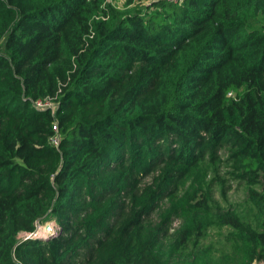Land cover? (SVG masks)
<instances>
[{"label":"trees","instance_id":"1","mask_svg":"<svg viewBox=\"0 0 264 264\" xmlns=\"http://www.w3.org/2000/svg\"><path fill=\"white\" fill-rule=\"evenodd\" d=\"M115 1L0 0V264H264V0Z\"/></svg>","mask_w":264,"mask_h":264},{"label":"rangeland","instance_id":"2","mask_svg":"<svg viewBox=\"0 0 264 264\" xmlns=\"http://www.w3.org/2000/svg\"><path fill=\"white\" fill-rule=\"evenodd\" d=\"M115 2L118 3V4H121V3L123 2V0H116ZM233 193H234V192H233ZM234 198L237 199V200H238V199H243V193L238 192V193L235 195ZM49 223H51V225H53V228H54V229H52V230H48V231L45 233V235H41L40 233H39L40 235L37 234L38 231H41V229H43V227H44L45 225L49 224ZM59 228H60V227H59L58 223H56L55 219H50V220H48L47 222L40 224V225L38 226V228H37V231H36L35 233H33L32 235H31V234H27V235H26V233H22V234H21V237L26 236L25 238H29V237H36V236H37V237H41V238H43V237L49 235V231H50V232H53V230L58 231Z\"/></svg>","mask_w":264,"mask_h":264},{"label":"built area","instance_id":"3","mask_svg":"<svg viewBox=\"0 0 264 264\" xmlns=\"http://www.w3.org/2000/svg\"><path fill=\"white\" fill-rule=\"evenodd\" d=\"M171 1H179V0H171ZM51 104H50V102H48V101H46V102H42V101H37V106L38 107H40V108H44L45 106H50ZM53 142L55 143V144H58V137L57 136H55L54 138H53ZM33 234V233H32ZM31 234V235H32Z\"/></svg>","mask_w":264,"mask_h":264},{"label":"bare ground","instance_id":"4","mask_svg":"<svg viewBox=\"0 0 264 264\" xmlns=\"http://www.w3.org/2000/svg\"><path fill=\"white\" fill-rule=\"evenodd\" d=\"M52 229H54L53 228V225H51V223H49V224H47V225H45L44 227H43V229H41V231H38L37 232V234H41V235H45V233L48 231V230H52ZM39 234V235H40Z\"/></svg>","mask_w":264,"mask_h":264},{"label":"crops","instance_id":"5","mask_svg":"<svg viewBox=\"0 0 264 264\" xmlns=\"http://www.w3.org/2000/svg\"><path fill=\"white\" fill-rule=\"evenodd\" d=\"M256 264H263L262 262H257Z\"/></svg>","mask_w":264,"mask_h":264},{"label":"clouds","instance_id":"6","mask_svg":"<svg viewBox=\"0 0 264 264\" xmlns=\"http://www.w3.org/2000/svg\"><path fill=\"white\" fill-rule=\"evenodd\" d=\"M53 231H55V230H53ZM49 233H50V231H49Z\"/></svg>","mask_w":264,"mask_h":264},{"label":"water","instance_id":"7","mask_svg":"<svg viewBox=\"0 0 264 264\" xmlns=\"http://www.w3.org/2000/svg\"><path fill=\"white\" fill-rule=\"evenodd\" d=\"M35 238H38L37 236Z\"/></svg>","mask_w":264,"mask_h":264}]
</instances>
